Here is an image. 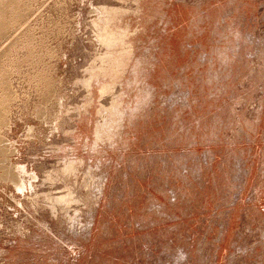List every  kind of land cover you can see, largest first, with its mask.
<instances>
[{"label": "rangeland", "instance_id": "obj_1", "mask_svg": "<svg viewBox=\"0 0 264 264\" xmlns=\"http://www.w3.org/2000/svg\"><path fill=\"white\" fill-rule=\"evenodd\" d=\"M0 138V264H264V0H0Z\"/></svg>", "mask_w": 264, "mask_h": 264}, {"label": "bare ground", "instance_id": "obj_2", "mask_svg": "<svg viewBox=\"0 0 264 264\" xmlns=\"http://www.w3.org/2000/svg\"><path fill=\"white\" fill-rule=\"evenodd\" d=\"M8 96V95H7ZM4 123H6V122H4ZM1 139V138H0ZM14 177H16V176H14ZM17 180V179H16ZM19 182V181H18ZM20 183V182H19ZM23 184V183H22ZM23 189V188H22Z\"/></svg>", "mask_w": 264, "mask_h": 264}]
</instances>
